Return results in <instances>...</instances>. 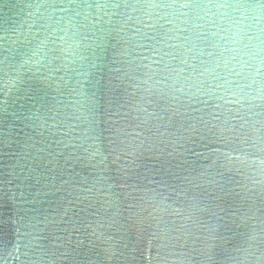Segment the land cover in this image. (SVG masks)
Here are the masks:
<instances>
[{
    "label": "water",
    "instance_id": "water-1",
    "mask_svg": "<svg viewBox=\"0 0 264 264\" xmlns=\"http://www.w3.org/2000/svg\"><path fill=\"white\" fill-rule=\"evenodd\" d=\"M0 264H264V0H0Z\"/></svg>",
    "mask_w": 264,
    "mask_h": 264
}]
</instances>
